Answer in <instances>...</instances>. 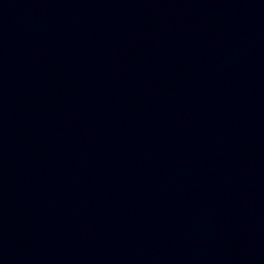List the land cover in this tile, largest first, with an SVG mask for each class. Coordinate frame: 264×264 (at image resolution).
<instances>
[{"label":"water","instance_id":"obj_1","mask_svg":"<svg viewBox=\"0 0 264 264\" xmlns=\"http://www.w3.org/2000/svg\"><path fill=\"white\" fill-rule=\"evenodd\" d=\"M0 264H264V0H0Z\"/></svg>","mask_w":264,"mask_h":264}]
</instances>
